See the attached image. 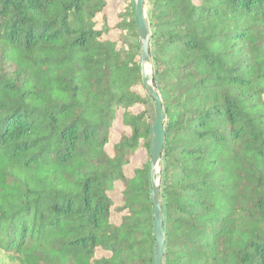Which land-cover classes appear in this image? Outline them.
<instances>
[{
  "label": "trees",
  "instance_id": "trees-1",
  "mask_svg": "<svg viewBox=\"0 0 264 264\" xmlns=\"http://www.w3.org/2000/svg\"><path fill=\"white\" fill-rule=\"evenodd\" d=\"M116 4L110 26L107 0H0V264H153L155 113L133 0ZM146 15L163 264H264V0Z\"/></svg>",
  "mask_w": 264,
  "mask_h": 264
},
{
  "label": "water",
  "instance_id": "water-1",
  "mask_svg": "<svg viewBox=\"0 0 264 264\" xmlns=\"http://www.w3.org/2000/svg\"><path fill=\"white\" fill-rule=\"evenodd\" d=\"M134 17L136 21L137 37L139 41V58L142 85L151 99L155 112V122L152 126V145L149 160L150 200L153 218L154 261L153 264H163L165 253V235L163 230V215L159 189L160 172L162 166V151L165 140L164 125L166 114L162 101L152 80V59L150 57L151 31L146 15V0H133Z\"/></svg>",
  "mask_w": 264,
  "mask_h": 264
},
{
  "label": "rangeland",
  "instance_id": "rangeland-1",
  "mask_svg": "<svg viewBox=\"0 0 264 264\" xmlns=\"http://www.w3.org/2000/svg\"><path fill=\"white\" fill-rule=\"evenodd\" d=\"M107 2H108V9L105 13L106 17H107L106 21L109 23L110 26H114L116 24V22L118 21V15L120 13V9L118 7L119 5L116 4L117 0H107ZM114 29L117 31L116 28H114ZM115 30H113L110 33L111 37H114L115 35L118 36L119 32L118 31L116 32ZM137 44L139 45L138 38H137ZM120 133H121V128L117 127V124H115V129L113 130V138H111L112 142H115L116 139L119 138ZM107 150H109V148H107ZM138 155L135 157L136 161L144 162L147 159L146 156L144 155V153L140 154L139 156ZM134 162L135 161L133 160L132 163H134ZM132 166H133V164H131L130 166L125 168V172L127 174L131 173V170L133 168ZM121 190H122L121 186L117 185L114 189L112 197L115 199H120L121 198V193H120ZM115 202L118 203L117 201H115ZM115 218H119V216H116Z\"/></svg>",
  "mask_w": 264,
  "mask_h": 264
}]
</instances>
